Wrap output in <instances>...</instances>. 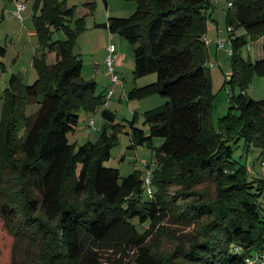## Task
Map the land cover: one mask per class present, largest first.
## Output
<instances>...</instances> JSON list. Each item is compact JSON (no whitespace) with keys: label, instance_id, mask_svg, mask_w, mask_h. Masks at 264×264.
I'll use <instances>...</instances> for the list:
<instances>
[{"label":"trees","instance_id":"obj_1","mask_svg":"<svg viewBox=\"0 0 264 264\" xmlns=\"http://www.w3.org/2000/svg\"><path fill=\"white\" fill-rule=\"evenodd\" d=\"M122 1L135 3V12L109 17L101 26L133 45L135 77L157 74L156 82L132 89L128 99H166L144 113L147 131L135 127V120L128 122L134 145L163 139L151 171V193L145 174L121 178L118 169L103 165L114 145L106 129L103 145L87 142L75 150L69 143L81 107L93 113L104 97L94 95L96 82L81 77L82 59L73 47L83 27L79 21L72 27L74 8L59 0H35L41 13L35 11L33 18L43 49L33 61L38 76L27 85L11 76L0 123V175L4 165L18 175L23 199L10 204L0 197L1 241L16 243L10 264H125L126 258L131 264H264L258 257L264 256L259 203L264 176H254L234 157L240 142L248 153L264 149V99L246 95L252 77L264 76V58L245 60L241 52L242 46L264 39V0H228L229 83L237 90L217 130L210 120L213 94L204 40L210 0ZM239 28L245 35H236ZM56 31L66 39L53 41ZM5 52L0 46V55ZM48 53L56 56L53 64L46 61ZM33 103L39 109L27 116ZM102 116L114 122L108 111ZM13 140L21 142L16 150H11ZM209 181L216 185L214 201L195 192L199 199L178 205L167 193V186L176 184L182 186L177 195L186 198L193 187ZM169 223L197 231L176 235ZM160 237L170 239L171 252L161 250ZM112 254L120 258L112 260ZM0 259L7 260L6 250L0 249Z\"/></svg>","mask_w":264,"mask_h":264},{"label":"rangeland","instance_id":"obj_2","mask_svg":"<svg viewBox=\"0 0 264 264\" xmlns=\"http://www.w3.org/2000/svg\"><path fill=\"white\" fill-rule=\"evenodd\" d=\"M59 1L69 8H74L72 27L75 26L77 21L82 23L83 30L77 34L73 52L74 55H78L82 59V79L94 81L97 84L94 92L95 96L101 94L105 98L106 90L113 87L111 82L112 75L105 63L107 46L113 45L116 49L117 58H122V63L120 60L117 62V58L115 60V70L120 78V82L115 86V94L111 98L108 107L104 108L101 106L93 113L87 112L84 107H81L79 110L78 126L74 131L68 133L69 143L73 145L75 150H78L80 146L87 142H91L94 145H103L101 133L106 129L107 136L114 141V145H111L109 148L110 155L107 159H104V166L118 169L121 178L135 172L142 175L146 174L148 170L153 172L158 165L157 148L163 143V139L154 138L150 145H134L132 137L129 134L128 122L135 120V127L147 131L149 127L144 124V113L165 104L166 99L159 95H154L143 100H129L128 94L134 88L144 87L156 82L157 74L151 73L135 77L133 74L135 66L133 45L118 34H113L111 40L107 39L99 34L100 32H97L96 25L106 23L109 17H130L136 10V4L122 0ZM15 2L25 3L26 5L25 11L21 13V19H18L14 14L16 10ZM210 3L211 6L208 8L207 13L210 19L208 18L206 22L204 40L206 41L208 55L206 66L211 79V92L213 94L210 120L213 127L217 130L220 118L231 110L232 102L230 96L233 90L235 89L236 91L237 89L229 83L232 72L230 61L231 43L229 41V29L226 24L229 1L210 0ZM35 11L38 15L41 13V7L35 10V0H0V46L6 48L5 55H0V123L5 106V89L11 76L15 74L26 85L33 84L38 76L37 71L33 67V61L34 58L40 57L43 49L40 46L36 33L33 18ZM101 29L103 30V28ZM235 33L238 36H242L245 35V30L239 28ZM247 38L248 40L250 39L248 36ZM51 39L53 41L65 40L66 37L63 32L56 31L51 35ZM257 48L263 52H261L262 55L260 56L264 58V46H262V42L259 44L252 43L249 50L247 45L242 46L241 52L243 58L255 61L257 58ZM46 61L48 64H53L56 61L55 54L48 53ZM210 61H213L212 64ZM117 64L120 66L119 69L117 68ZM246 95L255 101L264 99V76L254 75L252 77L246 87ZM38 109V103L30 104L27 107V116L37 112ZM104 110L114 116V124L125 125L126 128L121 131L113 127V123L103 118L102 112ZM90 120L94 121L93 126L89 125ZM13 143L14 149L11 150H16V146H19L21 142L20 140H15ZM234 157L242 164L250 166L252 174H256L254 176H264V149L252 148L248 153L243 148V142H240ZM17 159L21 160L20 153H18ZM7 166H3L5 168L2 169L0 175V197L2 201L14 204L15 200H23L18 194L20 179ZM78 169H80V166ZM178 170L176 169L175 173ZM167 187L168 195L176 196L175 201L178 205L189 202L194 198L199 199L198 195H194L195 192L202 194L205 201H214L216 198V185L212 181L196 185L190 190V196L186 198L177 195L182 186L170 184ZM152 198H154V195ZM259 203L264 208V196L260 199ZM2 227L3 224L0 220L1 236L3 234ZM168 227L174 229L176 235H191L197 231L196 226L169 223ZM1 236L0 249L6 250L7 260L2 262L0 259V264H10V253L16 243L13 240H10L9 243L2 242ZM159 240L161 242V250L171 252L173 245L170 239L160 237ZM103 256L107 257L108 255ZM110 257L112 260L120 258L119 255L113 254ZM101 261L106 262L107 260L102 259ZM124 263L131 264L132 261L130 258H126Z\"/></svg>","mask_w":264,"mask_h":264},{"label":"built area","instance_id":"obj_3","mask_svg":"<svg viewBox=\"0 0 264 264\" xmlns=\"http://www.w3.org/2000/svg\"><path fill=\"white\" fill-rule=\"evenodd\" d=\"M229 6H231V3H229ZM26 9V5L25 3H16V10L14 12L15 16L18 18V19H21V13H23ZM248 46V49L250 48L249 45ZM117 58V55H116V49L113 45H108L107 46V55H106V58H105V63H106V66H107V69L108 71L111 73L112 75V78H111V82L113 84V87L111 89H108L107 92H106V95H105V98H104V104H103V107L104 108H107L108 105H109V102L111 100V98L113 97V95L115 94V86L120 82V78L119 76L117 75L116 73V70H115V60ZM211 64L213 61H210ZM89 125L90 126H93L94 125V121L93 120H90L89 122ZM145 184L148 188V192L151 193V171L148 170V172H146L145 174ZM261 258V261L262 263H264V256H258ZM251 264H253V261H250Z\"/></svg>","mask_w":264,"mask_h":264},{"label":"crops","instance_id":"obj_4","mask_svg":"<svg viewBox=\"0 0 264 264\" xmlns=\"http://www.w3.org/2000/svg\"><path fill=\"white\" fill-rule=\"evenodd\" d=\"M16 2H18V1H16ZM15 2V3H16ZM133 9V8H132ZM107 23V22H106ZM103 24H105V23H99V24H96L97 25V32H100L99 34H101V35H103L104 37H106L107 39H112L113 38V34H111L109 31H108V29H106V28H104L103 26H101V25H103ZM101 28H103V30L101 29ZM264 41V39H262V40H260L258 43H260V42H263ZM257 51H256V54L257 55H262V51L261 50H259L258 48L256 49ZM262 52V53H261ZM118 60H117V62L120 60V62L122 63V58H120V57H118L117 58ZM121 63H120V65H121ZM118 65V64H117ZM117 68L119 69L120 68V66L118 65L117 66ZM136 85H138V84H136ZM108 88V87H107ZM106 88V89H107ZM105 89V90H106ZM107 91V90H106Z\"/></svg>","mask_w":264,"mask_h":264}]
</instances>
